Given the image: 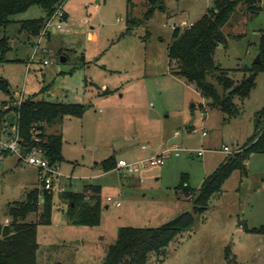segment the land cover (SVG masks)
Returning <instances> with one entry per match:
<instances>
[{
	"label": "rangeland",
	"instance_id": "1",
	"mask_svg": "<svg viewBox=\"0 0 264 264\" xmlns=\"http://www.w3.org/2000/svg\"><path fill=\"white\" fill-rule=\"evenodd\" d=\"M214 3L65 0L67 30L48 31L41 40L48 52L38 51L32 60L41 34H29L20 22L44 18L41 7L15 15L0 29V40L9 39L4 55L0 46V81L10 85V93L0 87V106L5 101L2 108L9 110L0 135L12 131L17 112L11 108L28 96L83 104L81 117L59 118L47 132L64 135L61 168L67 190L78 192L91 184L102 189L99 225L75 223L78 209L70 212L62 193H52L49 223L42 221V206L28 216L38 229L37 264H102L122 227H159L192 212V197L179 188L182 176L198 189L229 156L224 146L234 152L253 135L257 113L264 108V70L254 62L264 10L251 13L240 5L223 27L226 43L214 55L216 65L236 83L255 74L249 96L233 98L232 113L212 106L194 83L175 75L169 58L174 27L194 24ZM209 81L223 93L215 76ZM160 144L183 150L179 156L170 151L164 164L135 173L118 170L117 164L114 170L102 168L110 157L134 162L148 153L141 145L151 149ZM245 166V172L232 173L207 211L196 216L192 230L178 235L160 254L149 253L147 264H264V230H252L264 227V153L250 154ZM35 188L41 189L38 170L7 156L0 171V233L10 221L9 205L25 200ZM108 196L121 205H113Z\"/></svg>",
	"mask_w": 264,
	"mask_h": 264
},
{
	"label": "trees",
	"instance_id": "2",
	"mask_svg": "<svg viewBox=\"0 0 264 264\" xmlns=\"http://www.w3.org/2000/svg\"><path fill=\"white\" fill-rule=\"evenodd\" d=\"M155 1L151 0L153 3ZM61 3H65V0H0V29L12 23L15 15L26 12L36 5L45 11L46 16L20 23L22 30L37 37L44 31L47 21ZM240 5H245L247 11L251 13L264 10L261 0H215L214 5L192 26L174 29L173 42L169 47L170 61L176 65L174 74L194 83L202 95L210 100L212 106H218L228 113L235 109L233 98L235 96L247 98L252 86V82L247 79L236 83L227 75L225 69L216 65L214 58L218 45L227 41L223 27ZM8 41V37L0 40L3 55L9 49ZM259 54L261 61L255 68L264 70V31L260 37ZM210 75L215 76L223 88V93L209 81ZM0 87L10 93L7 80H1ZM3 104L5 101L0 106V125L7 120L9 111L3 110ZM11 109L17 112L15 122L18 123L21 135L28 141L31 140L34 124L44 123L41 127L45 140L42 145L50 160L61 164L64 161L63 135L48 133L47 126L64 116L81 117L84 114V105L51 102L37 99L36 96H28ZM252 153H264V108L257 113L255 132L245 145L230 153L213 173L204 178L198 189L191 187L187 175L182 176L179 188L187 196L192 197V212H182L159 227H122L116 242L108 248L102 264H147L149 253L155 251L160 254L178 235L192 230L196 216L207 211L211 198L222 190L232 173L237 169L246 171L245 161ZM116 164L115 157H110L101 165L105 171H110ZM101 192V187L96 185H87L83 192L71 190L62 192L63 198L69 203L70 212L78 209L75 223L92 226L100 224L103 208ZM40 206L42 221L49 223L53 211V194L42 188L33 189L25 200L9 205L10 221L3 226L0 233V264H37L39 250L37 224L27 221V218L31 213L38 211ZM252 230L262 232L264 227Z\"/></svg>",
	"mask_w": 264,
	"mask_h": 264
},
{
	"label": "built area",
	"instance_id": "3",
	"mask_svg": "<svg viewBox=\"0 0 264 264\" xmlns=\"http://www.w3.org/2000/svg\"><path fill=\"white\" fill-rule=\"evenodd\" d=\"M63 6L64 3L59 4L53 16L47 21L45 29L41 33L40 39L38 40V45L35 46V51L31 57V60L36 57L38 51H41L42 53L48 52L46 46H41L42 37L45 36L48 31L51 29H55L56 31L67 30V18L63 10ZM190 26H192V24ZM176 27L180 26H175L174 29ZM43 62L44 64L49 63L47 59H45ZM21 102L22 100H18V105ZM43 125V122L34 124L30 141L26 140L21 135L17 122L13 126L11 132H3V134L0 135V166L7 156L15 155L18 157L19 161H23L38 170V180L43 190L50 193H62L67 191V187L63 182V177L66 176L62 172L61 165L50 160L47 155V151L42 145L45 141L42 137L43 131L41 127ZM205 134L206 133L203 132V135ZM143 148H146V146H143ZM182 150L183 148L175 145L172 148H168L159 153L153 154L144 161H138L136 163L121 159L117 162L116 168L127 173L139 172L142 168L147 167L148 165L164 164L168 152L175 151L176 156H179L180 151ZM224 152L232 153L228 146H224ZM198 155H203V150H199ZM107 200L110 202L112 201L113 205H121L120 201H114L111 196H108Z\"/></svg>",
	"mask_w": 264,
	"mask_h": 264
},
{
	"label": "crops",
	"instance_id": "4",
	"mask_svg": "<svg viewBox=\"0 0 264 264\" xmlns=\"http://www.w3.org/2000/svg\"><path fill=\"white\" fill-rule=\"evenodd\" d=\"M67 14V13H66ZM67 17L69 18V15L67 14ZM53 32H57L55 29H51ZM47 33H49V32H47ZM46 33V34H47ZM65 58V57H64ZM109 91V88H107L105 91H104V93H107ZM19 96V94L17 93L16 94V97H18ZM48 133H55V132H48ZM63 135V134H62ZM63 140H64V135H63ZM143 146H146V145H141V149L142 150H144V151H147L148 150V153L147 154H145L144 156H142V157H140V159H137V160H135L134 162H138V161H140V160H142L143 158H149V157H151L153 154H155V153H159V152H161V151H163V150H166V149H168V148H172L173 146H175V145H170L169 147H163L164 146V144H160V145H157V146H155L154 148H151V149H149V147H147L146 146V148H143ZM62 154H63V156H64V143H63V148H62ZM7 158V157H6ZM5 158V159H6ZM5 159H4V161H5ZM123 159V158H122ZM121 160V159H120ZM124 160H126V159H124ZM4 161H3V163H4ZM3 163L1 164V166H0V171L1 170H3ZM97 163V162H96ZM61 165V164H60ZM62 169V168H61ZM114 170V169H113ZM64 184H66V182L64 181ZM67 185V184H66ZM92 185V184H91ZM93 185H96V186H100V185H98V184H93ZM101 187V186H100ZM85 190V189H84ZM84 190H82V191H78V192H83ZM108 207V206H107Z\"/></svg>",
	"mask_w": 264,
	"mask_h": 264
},
{
	"label": "water",
	"instance_id": "5",
	"mask_svg": "<svg viewBox=\"0 0 264 264\" xmlns=\"http://www.w3.org/2000/svg\"><path fill=\"white\" fill-rule=\"evenodd\" d=\"M62 61H66V58H62ZM260 61H261V56H260V54H258V56H257V58L255 59V63L256 64H258V63H260ZM254 78H255V74H253V75H251V77L249 78V81L250 82H253L254 81Z\"/></svg>",
	"mask_w": 264,
	"mask_h": 264
}]
</instances>
